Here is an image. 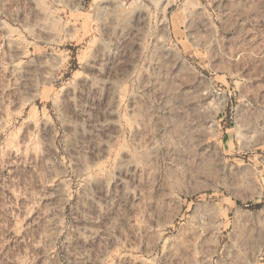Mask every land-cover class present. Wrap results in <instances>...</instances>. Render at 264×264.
<instances>
[{
	"label": "rangeland",
	"instance_id": "374dc122",
	"mask_svg": "<svg viewBox=\"0 0 264 264\" xmlns=\"http://www.w3.org/2000/svg\"><path fill=\"white\" fill-rule=\"evenodd\" d=\"M0 264H264V0H0Z\"/></svg>",
	"mask_w": 264,
	"mask_h": 264
}]
</instances>
